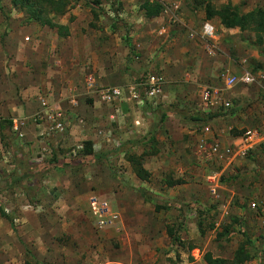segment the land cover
I'll return each instance as SVG.
<instances>
[{"label":"rangeland","instance_id":"374dc122","mask_svg":"<svg viewBox=\"0 0 264 264\" xmlns=\"http://www.w3.org/2000/svg\"><path fill=\"white\" fill-rule=\"evenodd\" d=\"M144 1L68 0L65 13L56 21L67 25L68 33L62 38H72L63 43V48L76 59L63 66L56 63L58 53L51 59L47 54L33 58L30 48L16 46L18 39L14 37H22V43L29 45L30 26L48 28L12 7L10 0L1 1L0 103L8 110H0V264H205L203 256L207 252L231 263L237 247L247 240L249 258L241 264H264V145L245 156L223 158L218 161L220 165L198 166L200 171L191 167L177 175L163 169L158 179H151L153 172L145 163L150 172L147 181L136 178L125 161L126 153L144 154V162L156 156V152L150 154L153 150L161 155L162 150L172 147L167 135L164 141L150 136L160 130L161 112L190 122L186 119L189 110L204 116L236 107L239 124L234 127L238 129L229 128L230 123L224 122L226 115L207 123L193 122L185 129L198 133L201 127L209 126L221 148H227L221 141L234 137L232 130L242 132L247 126H260L264 121V32L226 29L213 18L208 20L215 27L213 37L203 40L201 34L190 36L183 26H167L163 18L150 23L151 19L140 12ZM158 1L169 17L177 7L179 20L193 21L196 29H202L205 14L200 0ZM211 3L215 9L229 5L241 15L264 10V0ZM128 29L132 34L127 35ZM55 33L48 29L44 36L50 39ZM150 68L167 79L161 94L146 100L141 90L145 104L129 103L128 88L135 85L134 81L146 79ZM244 72L256 77L254 85L228 90L226 74L239 77ZM106 88H120L122 99L102 101L100 93ZM184 89L199 97L207 92L214 104L206 106L201 97H196L193 105L199 108H193L191 102L188 108L180 103L178 95L172 96ZM112 106L122 108V112L115 113ZM88 107H95L102 115H93ZM11 110L22 115L19 120L24 117L28 124L39 123L44 128L21 136L24 122L13 121ZM112 112L115 119H109ZM136 120L140 122L137 126ZM58 122L63 123L61 131H48ZM90 134L98 137L94 153H109L107 158L77 157ZM58 135L62 140L57 143ZM50 146H58V158L67 165L39 171L38 165L51 159ZM236 157L242 159L233 163ZM30 170L34 172L27 176ZM215 173L220 175L212 180ZM169 178L182 183L168 187L165 181ZM190 185L200 189V198L185 196L193 187ZM169 189L174 190L173 195ZM91 199L105 201L113 212L123 213L124 224L118 221L111 228L98 229L89 206ZM122 200L131 204L127 208H136L135 219L124 214ZM152 221L160 226L153 229Z\"/></svg>","mask_w":264,"mask_h":264},{"label":"crops","instance_id":"0c3cea01","mask_svg":"<svg viewBox=\"0 0 264 264\" xmlns=\"http://www.w3.org/2000/svg\"><path fill=\"white\" fill-rule=\"evenodd\" d=\"M165 4H166V6H169L171 9L173 8V5H170V3L165 2ZM172 10H174L175 16H173L174 14H172L169 17L168 13L163 11L158 17H155V18H158L160 20L163 18V23L167 24V26H170V25L183 26L182 29L187 31L190 34V36L191 35L194 36L195 34H196V37L200 36L201 28H198V26H197V29H196V27L193 26V21H188L187 20V21H185L187 23H185L184 20L183 21L181 19L179 20L176 17V16H178L177 7L173 8ZM155 18H152V19H155ZM170 18L174 19L175 21H172ZM152 19L149 21L150 23H152ZM177 19L179 20L178 22H177ZM77 20H79V17L76 18V21ZM76 21L72 22V25H74L76 23ZM205 22H209V21L205 20ZM209 23L214 27L212 22H209ZM159 24H160V22H159ZM47 30L48 29H46V28L41 30V29H38V28L30 26L29 27V31H28V33L31 35V38L28 36V39H30V43H28L29 45L26 46L25 45L26 43L23 44L24 42H23L22 37L21 38L20 37H14V39H18L17 43H15V44H16V46H20V47L24 46V47L30 48L31 54H32L31 57H33V58L41 57L43 54H47V58L51 59L54 56H57L56 54L58 53L60 58L56 61V63L57 64H62V66H63V64L68 63L70 60L76 59V56L73 53L68 52L66 49L63 48V43L66 42V40H69L70 38H72V36H67L66 38L57 39V35L55 33L50 39H48V38H46L44 36L46 34ZM214 30H215V27H214ZM33 37H37L38 41H34ZM200 38H201V36H200ZM201 39L206 40V38H201ZM136 50L139 51L138 48H136ZM53 51L55 52V54L53 53ZM40 54H42V55H40ZM50 66L51 65H49L48 67H50ZM163 74L166 77H170V73L167 72V71H163ZM148 75H155V76L158 77V75L154 73L153 68L149 69ZM226 77L231 78V77H233V75L226 74ZM234 77H236V76H234ZM159 78L161 79V89H162L163 86H164V83L167 81V79L166 78H161V76H159ZM238 85H242V84L241 83H236V84H234V85H232L230 87L231 89H228V90H232V88H234V87H236ZM252 85H254V84H252ZM245 86H250V85H245ZM189 91L187 89L179 90L178 93H174L172 96L178 95L179 99L182 100L180 103H183L185 105H188V102H191V105H193V103L196 100V97H198L199 99L201 97V100L203 99L202 97H203L204 93H202L200 95V97H199L196 94L189 93ZM89 92L92 93L91 91H89ZM88 96L90 98V96H92V95H88ZM91 98H93V97H91ZM211 98H212V95L210 94V97H209V99L207 101H204V99H203V103L206 104V106L214 104V102L211 101ZM225 102L226 101H222L221 103L223 104ZM222 104H221V107H222ZM4 105L5 104L3 102L0 103V110L7 111L8 109ZM253 105H256V103H254ZM196 106L199 108L200 105H197L195 103V105H193V108H195ZM113 108H114L115 113L122 112V110H121L122 108L121 109H117L115 107H113ZM188 108H190L189 105H188ZM86 109L87 110L90 109V110H88V112H93L94 113L93 115H95V116H101L102 115L101 111L97 110L95 107H92V108L88 107ZM222 109L225 111L227 108L222 107ZM231 109H235L237 111L236 107H232ZM189 112L190 113H188V114H189L190 117H195L197 115L203 116V113L200 112V111H196V112L193 113V112H191L189 110ZM11 114L13 116V114H15V111L11 110ZM110 114H112V116H110L109 119H111V118L115 119L114 118L115 117L114 113L112 112ZM237 115H238V113L236 114V112H235L233 116H229V115H226L228 117L225 116L224 122L230 123V126H229L230 129L231 128H237V127H234V125L239 124V119L237 118ZM20 117H22V115L20 113L18 114V112H17L15 114V117H14L13 121H15L16 123H17V121H23L24 122V125L20 127L21 128L20 129L21 136L22 135L24 136V132H25V135L28 134V135L31 136L32 132L33 133L36 132L35 130H36L37 127H40L42 129L44 128L43 124H39V123L38 124H34V123L33 124H28L27 120L24 117L22 118V120H19ZM178 118L180 120L177 119V118H174L172 116H169V117L165 118L162 122H159V124L162 123L160 125V130L158 132H154V134H150V136H154L157 141H164V139H165L164 136L167 135L168 140H170V144H173L172 147L171 146L168 147L166 149V151L162 150V154L161 155H159L161 152H158L157 150H153V152H151L150 154L155 155L154 153L156 152V156H150L151 158H148L146 161L144 160V162L142 161L143 168L145 169L144 164L146 163L147 164V168L150 167V171L153 172V176L151 177V179L154 178V177L156 179H158L159 175L161 174V171L163 169H167V168L172 170V171H174L175 173H177V175H180V174L183 175L184 173L188 172L189 171L188 169L191 168V167H195V168H197L199 170L200 169L199 167L206 166V165H201L199 163V157L196 154L197 144L199 143V140L200 139H209L210 138V134H204L202 132V128L205 127L206 125L201 127V129H200V131L198 133H195V132H192V131H185L186 128L191 127L190 125L193 122H191V121L190 122L182 121L181 120L182 118L180 116H178ZM221 118H222V116H221ZM254 118H255L254 113H252V116L250 117L251 121L254 122V120H253ZM258 118H259L258 122L261 123L263 121L262 116L260 117V115H259ZM218 121L219 122H221V121L223 122L222 119L221 120L218 119ZM134 123H135L136 126L140 124V122L138 120H136V122H134ZM69 126H71L70 123H69ZM242 126H243V124L241 125V127ZM249 127H253V126H247V127H245V129H247ZM15 128H16V125H15ZM245 129H244V131H245ZM163 130H164V133L162 132ZM232 131H234L236 133L238 132L236 130H232ZM244 131L242 130V132L240 134H238V135H233L234 137H232V136L228 137L227 142H223V141L220 140L221 143H222L221 144L222 147H232V145L237 141V139L242 136ZM26 132H28V133H26ZM73 133H74V131L72 132V135H73ZM41 134L39 136H41ZM212 135H213V133H212ZM225 137H227V136H225ZM97 138L98 137L96 135L92 136L90 134L88 141H91L93 146L95 147L94 141H96ZM155 139L153 137L151 138V140L154 141V142H155ZM185 139H186V142L183 145ZM50 152H51V149H50ZM233 158H230L228 156L224 157V159H227V160L233 159ZM224 159H223V161H224ZM235 159L236 160L233 161V163L238 161V159H242V157H236ZM218 161L220 162L221 160L220 159L216 160L215 164H219ZM34 162H35V160L33 159L32 163H30V164L33 165ZM221 166L223 167V169L226 168L222 164H221ZM197 169H195V170H197ZM201 171H203V170L201 169ZM147 172H149V171H147ZM198 176H200V174ZM145 184L150 185V183H147V182H145ZM190 186H193V185H190ZM192 189H194L193 193L191 192ZM152 190L154 191V193L158 194L157 190H154L153 188H152ZM198 190H200V189L197 188V186L189 187V189L187 190V193H185V196L187 198L189 197V198H193V199L200 198L199 197L200 196V193H199L200 191H198ZM169 192H170L171 195H173L174 190L169 189ZM127 205H131V204L125 202L124 200H122V206L125 207L123 209L124 214L129 215L131 219H135V215L137 214L135 212L136 208H127ZM147 211H148V214H150V215L152 214L149 209H147ZM116 213L119 215V220H118L119 222L118 223L123 225L124 224V215H123V213L122 214H120L119 212H116ZM138 219H140V221H141L142 218H138ZM151 225L153 226V229L158 227V226H160V224H158L155 221H152ZM17 253H18V255H20V251H18Z\"/></svg>","mask_w":264,"mask_h":264},{"label":"trees","instance_id":"16d2710c","mask_svg":"<svg viewBox=\"0 0 264 264\" xmlns=\"http://www.w3.org/2000/svg\"><path fill=\"white\" fill-rule=\"evenodd\" d=\"M2 0H0L1 3ZM78 1V0H77ZM202 4L204 5V14H205V20H211L213 18H217L221 24L226 29L230 28H239L240 30H252L257 33H263L264 32V10L262 9H256L251 12H248L246 14H239L236 8L231 7L229 5H226L220 9H215L212 5V0H200ZM96 4H98V1H95ZM10 3L12 7L18 8L19 10H23L30 20L37 23L38 25H41L43 27H47L48 29H54L56 30L57 36L59 38H62L67 35L68 33V27L67 25H62L56 21L58 17L63 15L68 7V0H10ZM164 10V4L160 1H149L146 0L140 5V12L142 16L146 19H152L155 17H158ZM92 15L96 17V13L92 12ZM132 34L131 29L127 30V35ZM129 37V36H128ZM126 38V44L128 45L129 49L130 47V41ZM255 69V68H254ZM135 85L138 87L137 92L140 96V98L143 101V98L141 96V90L145 91V79H141L139 81H134ZM144 94V93H143ZM143 104L144 101H143ZM227 112H216V113H208L204 116L197 115L195 117L188 116L186 119L191 122H197V123H207L208 121L217 118L219 116L229 115L233 116L236 112L235 109H227ZM168 116V113L161 112L159 122H162L166 117ZM11 125V122H8V126ZM233 135H238L241 132H234L232 131ZM57 143L61 142L62 136L58 135ZM130 144H134L135 142L131 141ZM81 149L78 151L77 157L84 159L87 158L88 160L94 158H107L109 153L96 155L93 150V144L91 141H84L81 144ZM51 148V159L46 164L38 165L37 169L43 170L44 168L48 166H57V167H64L67 165V162L65 160L58 158L57 148L58 146H50ZM143 156H138L134 153L125 155V161L130 165L131 170L136 178H138L141 181H147L150 177V173L147 172L142 165ZM76 158V159H79ZM32 172L34 170H30V173L28 172V175H32ZM37 174V173H36ZM22 178V177H21ZM21 180V179H19ZM18 182V181H15ZM166 184L168 187H173L176 185H179L182 183L180 179L177 180H171L170 178L167 179ZM169 234H171V231L168 230ZM250 243L249 240L246 242L241 243L237 249L235 250L233 260L231 263H228L225 259L220 258H214L211 253L207 252L204 254L203 259L205 264H241L245 260L249 258V255L246 251V245ZM193 247H189V249H192Z\"/></svg>","mask_w":264,"mask_h":264},{"label":"built area","instance_id":"2783aa9c","mask_svg":"<svg viewBox=\"0 0 264 264\" xmlns=\"http://www.w3.org/2000/svg\"><path fill=\"white\" fill-rule=\"evenodd\" d=\"M172 21L174 19L170 18ZM178 22V20H177ZM214 28L209 22L202 24L201 37H213ZM256 82V78L248 72H244L239 77L228 78L225 76V85L230 88L236 83H241L242 85H252ZM145 99L152 100L157 98L161 94V79L155 75H148L145 79ZM137 86L131 85L128 88L127 101L129 103H136L137 105H143V101L137 92ZM123 91L120 88H106L100 93L101 100L105 103H110L114 100H121L123 97ZM204 101L209 99V94L206 92L203 96ZM226 107L228 103L224 104ZM56 117H60L58 114ZM62 122L56 123L53 128L48 131H61ZM204 134H210L209 139H200L197 144L196 154L199 157V163L201 165L214 164L216 160H222L225 156L233 158L235 156H245L249 150H252L256 146L264 144V121L260 126H255L252 128H247L241 137L232 145V147L221 148L218 141L211 133V128L205 126L202 128ZM43 133L41 134V136ZM220 173H215L212 180L217 178ZM89 206L93 216L96 219L98 229L103 230L104 228H111L114 226L118 220L119 215L113 212L108 206L107 202H98L95 199H91ZM252 208H255V203H251Z\"/></svg>","mask_w":264,"mask_h":264},{"label":"flooded vegetation","instance_id":"af4514ba","mask_svg":"<svg viewBox=\"0 0 264 264\" xmlns=\"http://www.w3.org/2000/svg\"><path fill=\"white\" fill-rule=\"evenodd\" d=\"M179 21V20H178Z\"/></svg>","mask_w":264,"mask_h":264}]
</instances>
